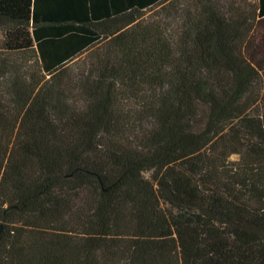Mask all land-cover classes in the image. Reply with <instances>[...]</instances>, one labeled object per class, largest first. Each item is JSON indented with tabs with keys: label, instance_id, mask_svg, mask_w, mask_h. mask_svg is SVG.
<instances>
[{
	"label": "trees",
	"instance_id": "obj_1",
	"mask_svg": "<svg viewBox=\"0 0 264 264\" xmlns=\"http://www.w3.org/2000/svg\"><path fill=\"white\" fill-rule=\"evenodd\" d=\"M0 29V264H264V0H0Z\"/></svg>",
	"mask_w": 264,
	"mask_h": 264
},
{
	"label": "rangeland",
	"instance_id": "obj_2",
	"mask_svg": "<svg viewBox=\"0 0 264 264\" xmlns=\"http://www.w3.org/2000/svg\"><path fill=\"white\" fill-rule=\"evenodd\" d=\"M159 7H160V5H156V6L152 7V8H150L149 10H146V11L144 12V15L146 16V15H149V14H156L155 11H156ZM4 35H5V33H4L3 29H0V50H1V43H2V41H3ZM27 60H28V61H27L26 63L29 64V63L32 62L33 59H31L30 57H28Z\"/></svg>",
	"mask_w": 264,
	"mask_h": 264
}]
</instances>
